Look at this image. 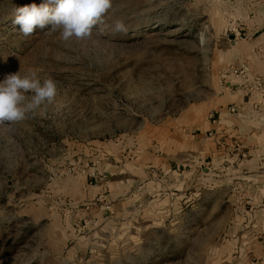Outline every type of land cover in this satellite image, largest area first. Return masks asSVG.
<instances>
[{
    "label": "rangeland",
    "instance_id": "rangeland-1",
    "mask_svg": "<svg viewBox=\"0 0 264 264\" xmlns=\"http://www.w3.org/2000/svg\"><path fill=\"white\" fill-rule=\"evenodd\" d=\"M32 3L43 0H0V82L35 72L57 95L0 125V264H225L216 222L251 197L213 191L207 158L199 191L163 179L165 159L194 164L183 135L214 112L244 41L230 6L112 0L89 37L65 41L51 25L29 36L14 25Z\"/></svg>",
    "mask_w": 264,
    "mask_h": 264
},
{
    "label": "crops",
    "instance_id": "crops-1",
    "mask_svg": "<svg viewBox=\"0 0 264 264\" xmlns=\"http://www.w3.org/2000/svg\"><path fill=\"white\" fill-rule=\"evenodd\" d=\"M220 1L230 6V19L244 36L243 42L231 43L226 68H243L248 78L244 84L230 74L224 78L225 87L212 104L215 118L212 113L201 114L193 119L192 131L183 135V153L194 155V164L187 171L182 162L162 160L166 162L163 182L175 191L191 186L199 191L195 170L207 158L211 167L205 174L216 183L213 191H234L238 186L251 197L236 205L238 213L232 219L216 222V228L225 229L220 241L225 250L213 258L225 264H264V0ZM258 81L261 85L256 87Z\"/></svg>",
    "mask_w": 264,
    "mask_h": 264
},
{
    "label": "clouds",
    "instance_id": "clouds-1",
    "mask_svg": "<svg viewBox=\"0 0 264 264\" xmlns=\"http://www.w3.org/2000/svg\"><path fill=\"white\" fill-rule=\"evenodd\" d=\"M111 6L112 0H43L39 5L17 7L13 23L25 36L51 25L50 30H60L65 41L72 37L84 39ZM115 27L117 31L124 30L122 22ZM28 93L33 94L30 100ZM56 95L57 83L51 78L41 83L35 72L24 76L20 72L8 74L0 82V125L23 120L28 112L44 103L51 104Z\"/></svg>",
    "mask_w": 264,
    "mask_h": 264
},
{
    "label": "built area",
    "instance_id": "built-area-1",
    "mask_svg": "<svg viewBox=\"0 0 264 264\" xmlns=\"http://www.w3.org/2000/svg\"><path fill=\"white\" fill-rule=\"evenodd\" d=\"M240 36V38H242V33L240 31H237L236 35H235V39H237ZM232 75L234 76L235 80H238L240 84H244L247 81V73L246 70L240 67H236V68H232V69H225L223 71V78H226L227 75ZM261 85L260 81L256 82L255 86H259ZM211 118H215L214 117V113H212ZM212 135V133H211ZM245 156V153H242ZM262 163H263V172H264V155L262 156Z\"/></svg>",
    "mask_w": 264,
    "mask_h": 264
}]
</instances>
